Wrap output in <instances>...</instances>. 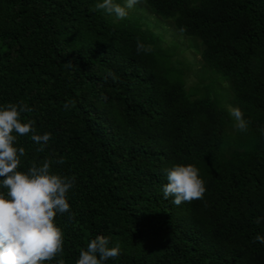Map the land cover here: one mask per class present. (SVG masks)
Listing matches in <instances>:
<instances>
[{
	"label": "trees",
	"instance_id": "trees-1",
	"mask_svg": "<svg viewBox=\"0 0 264 264\" xmlns=\"http://www.w3.org/2000/svg\"><path fill=\"white\" fill-rule=\"evenodd\" d=\"M100 2L0 0V107L22 102L32 111L21 121L51 137L14 132L25 149L17 170L48 160L75 177L69 212L55 217L63 251L43 264H76L97 235L120 249L103 264H264V0L137 4L191 39L201 74L229 90L227 106L210 84L187 86L176 50L137 8L117 19ZM137 39L151 50L138 53ZM176 164L199 170L202 199L164 197Z\"/></svg>",
	"mask_w": 264,
	"mask_h": 264
},
{
	"label": "clouds",
	"instance_id": "clouds-1",
	"mask_svg": "<svg viewBox=\"0 0 264 264\" xmlns=\"http://www.w3.org/2000/svg\"><path fill=\"white\" fill-rule=\"evenodd\" d=\"M140 2L124 0L121 4L117 0H102L96 4V8L117 19H124L128 16V10ZM150 50L137 39L138 53ZM64 107L67 109L69 105L66 103ZM31 111L22 102L0 107V177H3L2 186L7 189V195L0 193V264H43L63 251V233L56 225L55 217L57 213L69 212L67 193L74 186L75 177L52 172L48 160L41 166L33 163L27 172L17 170L25 149L14 146L17 140L14 132L19 136L32 133V141L44 145L51 138L47 132L37 134L34 121H21V113ZM229 113L234 118V126L246 131L248 122L240 108H230ZM57 163H63V160ZM166 173L168 182L163 187V195L165 198L173 197V204L203 198L206 189L195 166L176 164L166 169ZM260 220L258 217L256 223H260ZM255 240L264 243V236L257 235ZM108 245V237L97 235L90 240L86 250L81 249L76 264H103L108 258L117 257L120 254L119 245ZM57 264L65 262L60 259Z\"/></svg>",
	"mask_w": 264,
	"mask_h": 264
},
{
	"label": "rangeland",
	"instance_id": "rangeland-1",
	"mask_svg": "<svg viewBox=\"0 0 264 264\" xmlns=\"http://www.w3.org/2000/svg\"><path fill=\"white\" fill-rule=\"evenodd\" d=\"M136 8L137 11H139L147 20L149 25L154 28V31L163 36V45L172 51L176 50L174 53V59L182 62L188 71L186 76L187 86L191 87L197 84L205 86L210 84L207 87L209 95L213 98H219L221 104L227 106V100L231 96L229 90L227 91L226 88L217 83H211V80H214L215 77L216 79L218 78L217 76H211L208 78L211 74L216 75L214 72H207V70H205L201 74V58L196 52L189 48V45L192 44L191 39L185 38L180 33L178 34V32L176 33L173 25L169 21L161 20L159 17H156L154 13L142 4L139 6L136 4L132 9H129L128 15L134 12ZM198 76L203 79V83L199 82Z\"/></svg>",
	"mask_w": 264,
	"mask_h": 264
}]
</instances>
